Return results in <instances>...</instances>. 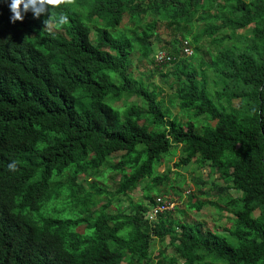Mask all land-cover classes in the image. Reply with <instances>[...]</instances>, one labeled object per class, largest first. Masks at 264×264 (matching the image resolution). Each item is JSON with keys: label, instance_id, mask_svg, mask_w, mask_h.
<instances>
[{"label": "trees", "instance_id": "obj_1", "mask_svg": "<svg viewBox=\"0 0 264 264\" xmlns=\"http://www.w3.org/2000/svg\"><path fill=\"white\" fill-rule=\"evenodd\" d=\"M10 2L0 0V264H147L152 236L164 235L173 255L160 248L158 264H264V0H70L50 8V29L31 11L11 22ZM198 10L206 14L194 19ZM60 15L67 23H56ZM122 21L141 27L123 31ZM160 21L180 26L183 37L160 36ZM204 36L218 46L192 62L189 39ZM155 38L170 63L152 58L178 82L183 123L169 115L156 83L129 78L135 43L146 57ZM120 97L129 103L106 100ZM174 143L182 151L174 166L207 165L226 185L220 192L238 191L215 202L229 213L226 234L170 210L148 222L152 194L125 213L97 197L99 166L117 152L106 166L120 172L117 193L144 180L161 186L158 193L174 191L168 173L155 172ZM187 201L197 209L213 203L193 192ZM44 206L51 212L36 214Z\"/></svg>", "mask_w": 264, "mask_h": 264}, {"label": "rangeland", "instance_id": "obj_2", "mask_svg": "<svg viewBox=\"0 0 264 264\" xmlns=\"http://www.w3.org/2000/svg\"><path fill=\"white\" fill-rule=\"evenodd\" d=\"M206 14V11L198 10L195 13L194 19H199ZM123 21L119 24V28L123 31H128L130 33H135V30H139L141 27V23H137L134 25H130L129 22ZM194 20L191 23V31L190 35L194 34L197 30V25ZM199 22V21H198ZM190 27V25H188ZM246 26L244 29H247ZM155 31L159 33L160 36L165 37L169 36V40L172 39V33L175 32L179 38L183 37L179 34V27H172V25H167L165 22L160 21L157 23L156 27L153 28ZM91 37L95 36V31L92 30L89 32ZM170 34V35H169ZM219 34L226 35L219 31ZM218 34H214L212 37H217ZM157 40V38H155ZM208 36H204L201 40L194 42L189 39L191 44L189 48L187 47V53H190L192 56V62H197L199 57L205 52V50L214 49L218 46L216 41L211 42ZM228 37H224V42L228 41ZM160 41H156V44H153V51L156 48L161 47ZM137 43H135V49L131 52V61L129 67V78L130 80L137 84L142 83L150 87L151 83H156L159 87L158 89V97L162 100L163 106L166 108L169 115H175L179 123H183L187 120L184 112L177 105V95L176 92L178 90V82L173 80V76L170 73V67L165 66H157L153 61V52L150 55L143 57L139 53V49L137 47ZM151 57V59H150ZM106 100L110 101L111 105L119 107L121 105H125L129 103L128 100H125L123 97L118 98V100L106 98ZM135 101L139 103V99L137 97L134 98ZM113 103V104H112ZM196 127L199 129L201 124V119H193ZM119 154L112 153L109 154L105 162L99 166V170L97 172L96 183L101 186L102 191L96 192L97 197L102 199L103 201L109 200L108 210L111 213L118 212H128L129 207L132 204H135L137 201H142L147 203L149 200V195L158 193L157 184H153L152 182H148V180H144L141 183H138L135 187L132 188L131 191L124 192L119 194L115 191V186L117 180L120 176L119 171H112V169L107 168L110 163L115 162V157ZM182 154L181 144L174 143L172 144V148L168 150V152L161 157L160 162L155 166V172L157 174L168 173L167 187H173L174 191L172 193L179 194V201L175 205L176 207L171 210L170 215L172 218H177L185 222L193 223L195 226L201 227L200 229L204 231L205 229H211L213 231L219 232L220 234H226V228L231 224V219L229 213L219 207V205H223L225 195H233L237 196L238 191L233 187L229 186L223 191L220 192L218 189L219 185H224L225 183L222 180H218L214 177L207 165L196 166L195 162L190 161L187 164L174 166V162L177 161L179 156ZM197 175L202 176L205 180L204 183H199L201 185V192H198L197 188L200 186L199 184H195V180L197 179ZM81 179V177H78ZM83 183L87 186L88 183L84 180ZM155 189L153 190V188ZM202 190L208 191L207 193H202ZM95 192V190H93ZM168 192V191H167ZM193 192L196 199H206L211 200L213 203H205L200 209L195 208L188 204L187 196L189 193ZM127 193V194H125ZM108 199V200H107ZM215 202L217 204H215ZM51 212L49 208L42 207L37 210L36 214H47V212ZM229 216V217H228ZM167 219H171L170 216ZM157 220V219H156ZM155 220V221H156ZM77 230H82V225L77 227ZM160 248H164L163 253L166 257L173 255L172 253V245L169 243L168 235H164L161 239L152 236L150 240V244L147 250L149 262L147 264H158V258L160 257L159 252ZM179 263V259L177 260Z\"/></svg>", "mask_w": 264, "mask_h": 264}, {"label": "clouds", "instance_id": "obj_3", "mask_svg": "<svg viewBox=\"0 0 264 264\" xmlns=\"http://www.w3.org/2000/svg\"><path fill=\"white\" fill-rule=\"evenodd\" d=\"M62 2H70V0H11V2L9 4V8H10V11L12 13V16L10 17V21L13 22V23L16 20H21L22 21L24 19V14H26L29 11H31L33 13V17L34 18L38 19L41 16H46L47 18L44 19L43 24H44L45 28H49L50 29L53 21L51 19H49V17H50V15H49L50 11L49 10L52 7L58 6ZM56 23L57 24H61V25L64 24V23H67V17L64 16V15H60L58 17V19L56 20ZM187 47L189 48V46H187ZM160 50H163V51H165L167 53L166 49H164V48H156L155 51L152 50L154 60H156L155 54L158 51H160ZM169 60L170 59L165 60V61L164 60L163 61L156 60V62H159V63H170ZM9 169L13 170V171L16 170L15 162H12V163L9 164ZM165 193H172V192H165ZM157 194H160V193H156V194L153 195V201H154V197ZM172 194H174V193H172ZM174 195H176L178 198L176 199V202H175L174 206L169 208V209H167V210H170V211L173 210L176 207L175 205L179 201V194H174ZM152 203L148 204V207L146 208V210L143 211L144 212L143 213L144 214V219L147 220L150 223L154 222L157 219V215H158V214H155L154 217L150 218V212H151L150 211V206L152 205ZM145 204H147V203H145ZM122 264H125V263L123 262Z\"/></svg>", "mask_w": 264, "mask_h": 264}, {"label": "built area", "instance_id": "obj_4", "mask_svg": "<svg viewBox=\"0 0 264 264\" xmlns=\"http://www.w3.org/2000/svg\"><path fill=\"white\" fill-rule=\"evenodd\" d=\"M155 58L158 61H163V60L165 61V60L170 59V56L165 51L160 50L155 54ZM177 198L178 197L172 193L157 194L154 197V201H153L152 205L150 206V211H151L150 212V218L154 217L155 214H158L160 212H163V211L173 207Z\"/></svg>", "mask_w": 264, "mask_h": 264}]
</instances>
